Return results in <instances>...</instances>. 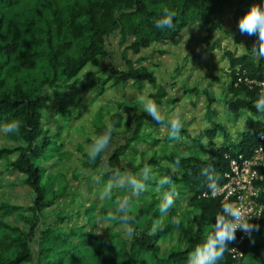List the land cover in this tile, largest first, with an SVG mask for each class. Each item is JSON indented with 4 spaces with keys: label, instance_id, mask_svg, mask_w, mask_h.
Listing matches in <instances>:
<instances>
[{
    "label": "trees",
    "instance_id": "trees-1",
    "mask_svg": "<svg viewBox=\"0 0 264 264\" xmlns=\"http://www.w3.org/2000/svg\"><path fill=\"white\" fill-rule=\"evenodd\" d=\"M20 1L0 0V125L12 119L22 121L24 125L17 134L6 133L7 139L19 147L0 150V162L7 161L10 173L23 176L33 197L32 206L27 210L30 216H23L26 231L5 222L8 217L24 213L21 207L4 204L0 208V264H187L189 254L211 233L223 204L221 199L202 198L203 194L210 192L206 179L200 174L201 168L208 164L214 166L223 185L229 170V157L238 153L249 155L259 145L260 131L264 129L260 117L264 113L257 114L254 103L264 91L261 87L264 84V59L252 53L239 57L234 53L227 54L231 62L233 98L245 95L250 101L245 105L241 99H232L226 104L228 121L236 124L244 116L243 109H247L260 122L258 127L255 121L250 122L245 130L237 132L235 138L225 125L214 122L216 111L212 109L216 102L208 93V125L197 138L184 128L182 141L170 143L167 129L155 121L151 123L134 107L121 104L117 112H109V122L115 121L117 125L114 143L107 150L109 155L105 152L95 163L85 164L100 174L99 188H103L110 177V169L117 167L134 173L147 162L153 166L154 175H164L167 169L163 162L172 161L176 155L164 158L155 155L148 159V150L162 146L164 153L169 147L176 154L184 153L181 169L174 177L181 192L177 203L184 199L196 207V228L188 232L183 246L165 254L160 242L175 230L172 218L178 217V213L173 207L166 217H160L162 192L157 191L154 181L146 193L134 199L132 214L136 218V233L129 239L122 234L103 238L96 234L91 227L106 210L100 211L95 203L80 205V211L73 216H66L64 212L47 215V211L59 205V200L67 197L66 190L61 194L54 190L56 175L48 167L53 159L59 157L57 161H61L64 156L57 145L58 136L52 137L45 122V111L51 100L49 91L60 93L65 86L70 90L84 86L90 77L81 80V72L90 64L98 65L100 58H108L111 39L118 36L121 44L127 45L122 56L125 68L106 72L110 74L106 83L116 80L123 86L131 85L138 93L149 86L156 92L150 98L160 104L175 105L180 99L161 87L149 69L137 68L130 54L139 55L152 45H175L182 39L184 31L196 24L207 29L208 37L204 42L210 44L216 33L222 30L219 18L232 12L241 17L245 9L258 0H43V8H32L34 12L24 16L18 25L16 18L12 22L11 8ZM164 8L177 12L175 27L171 30L162 31L155 27ZM58 11L64 13L62 18ZM50 14L51 18L48 17ZM252 41L255 44L257 37L252 36ZM6 64L12 66L9 72ZM186 93L184 98L200 94L196 89ZM79 107L80 104L75 109L79 111ZM74 111L66 104L60 105L58 114L64 122L55 123L57 135L71 127L78 118ZM103 111L101 108L96 118V137L103 133L107 124ZM161 130L165 135L157 137L155 134H160ZM206 138H209L207 147L201 143ZM144 145L149 148L139 152ZM14 152L18 154L16 161L10 160ZM138 154L141 161L137 166L125 159L128 155L135 159ZM57 165L55 162L54 168ZM124 195L123 190H116L113 200L118 202ZM155 218L163 220V229L152 231ZM258 225L260 230L253 234L261 236L264 234V216ZM236 240L237 237L229 243L219 264H233L229 251ZM244 252L241 264L252 256H256L254 264H264L255 262V258L264 261V248L249 238Z\"/></svg>",
    "mask_w": 264,
    "mask_h": 264
},
{
    "label": "rangeland",
    "instance_id": "rangeland-1",
    "mask_svg": "<svg viewBox=\"0 0 264 264\" xmlns=\"http://www.w3.org/2000/svg\"><path fill=\"white\" fill-rule=\"evenodd\" d=\"M43 0H21L20 3L11 8L13 21L16 18V23L19 25L23 22V17L28 16L34 12L32 8L42 9ZM249 9L246 8L245 11ZM44 12V9H43ZM60 18L64 16L62 11H58ZM48 17H52L50 14ZM240 17L236 12L226 14L219 18L222 24V30L217 32L215 40L210 44L205 43L208 37V32L202 25H193L188 27L183 34L179 43L166 45H152L148 49L142 51L139 55L130 54V59L135 63L136 67H146L158 79L161 87L180 99L178 103L168 104L164 102L163 114L167 119L174 115L177 111L181 113L184 128L187 129L191 136L197 138L200 131L208 125L206 114H208V98L206 94H210L211 98L215 100L213 109L216 111L214 122L225 125L227 131L236 137L238 131L245 130L250 122L255 121L256 127L260 125L259 119L253 116L248 117L244 122V117L247 115V109H243L244 116L240 117L236 124L228 121V112L226 104L232 99H241L245 105L249 104V99L245 95L239 98L234 97L231 92V84L233 77L231 75V62L228 53H234L236 56H243L251 53L244 50L238 44H243L246 48L251 50L254 45L252 36L242 34L239 30L238 23ZM7 26V24H6ZM11 26V24H9ZM127 45L121 44L120 37L115 36L111 39L109 47L110 56L108 58H100L98 65H88L80 74L79 78L84 80L85 76L90 78L83 84L79 85L77 90H70L67 86L56 91H49L51 100L49 102V109L45 111V122L47 127L52 131V137L58 136L56 141L61 153L64 154L61 161L58 158L49 162L48 167L52 173L56 175L53 184L54 190L59 194L64 190L67 192V197L58 201V206L47 211L48 216L56 215L64 212L66 216H73L80 211V205L89 206L95 203L99 206L100 211L106 210L103 217L104 222L92 225L96 234L100 237H106L112 234H122L125 238L131 237L124 234L123 227L117 224L115 220H109L108 217L112 215L117 207V203L113 200V196L109 199H100L99 193L103 188H99L98 182L100 174L85 166L86 163H91L88 159L87 153L96 138V118L101 108L104 109V122L109 123V116L112 112H117L121 104L134 107L142 114L140 110V97L150 98L151 94L156 93L151 87L146 88L138 93L131 85L123 86L116 80L106 83L113 68L123 70L125 63L122 59L124 50ZM3 60V59H2ZM4 63L6 60H3ZM6 70L9 72L11 64H6ZM21 78V77H20ZM104 89L103 92L101 90ZM199 90L200 94H193L190 97H183L186 91ZM61 104H66L71 110H75L78 118L71 123V127L57 135L56 122H64L58 114V109ZM80 104L79 111L75 106ZM242 110V111H243ZM81 112V115L77 113ZM111 112V113H109ZM252 113V112H251ZM144 115L151 123H154L150 117ZM262 130L260 131V134ZM162 134V135H161ZM157 137L165 135V131L161 130L160 134H155ZM209 142V138H206ZM239 139V138H238ZM238 139H235L237 141ZM220 142V139H217ZM19 146L10 142L6 133L0 131V150H16ZM158 146L155 150H148V159L157 155L164 158L168 155L175 156V152L169 147L166 153ZM149 147L142 146L139 152L146 151ZM109 150V149H108ZM110 151H106L105 155H109ZM239 156L242 153H238ZM17 153H13L10 160L16 161ZM130 164L137 166L141 161V156L134 159L130 155L125 158ZM55 162L58 165L55 166ZM164 165V162H163ZM129 171V170H128ZM155 174V173H154ZM158 176V175H157ZM32 191L25 185L23 176L13 175L10 173L7 161L0 162V208L4 204H9L15 207H21L24 213L15 214L8 217L5 222L12 227H17L23 231L27 230V226L23 221V216H30L27 211L32 206ZM174 208L177 210L178 218L182 221L181 225L177 227L173 225V230L161 244V251L163 254L169 253L177 247L183 246L188 237V232L196 228V218L198 213L196 207L189 204L188 200H182L177 203ZM66 211V213H65ZM100 211L99 214H100ZM75 217V216H74ZM81 221H78V223ZM82 223V222H81ZM86 223V222H84ZM83 224V223H82ZM90 228V229H91ZM153 233V232H151ZM254 243L264 248V234L257 236L253 234ZM252 241V240H251ZM254 257L246 258L244 264H254ZM244 261V260H243ZM263 262L262 259L255 258V262Z\"/></svg>",
    "mask_w": 264,
    "mask_h": 264
},
{
    "label": "clouds",
    "instance_id": "clouds-1",
    "mask_svg": "<svg viewBox=\"0 0 264 264\" xmlns=\"http://www.w3.org/2000/svg\"><path fill=\"white\" fill-rule=\"evenodd\" d=\"M177 12L173 9L164 8L162 15L155 21V27L160 30H171L175 27L174 20ZM242 34L256 36L257 41L251 50L242 43L238 44L244 50L250 51L255 57L264 59V0H258L253 3L249 9L240 17L238 23ZM254 107L257 114L264 113V91L255 101ZM140 110L157 124L163 125L167 129L169 142L182 141V130L184 123L179 111L167 119L163 114L164 110L160 103L153 98L140 97ZM248 117L253 118V114L248 112L243 118L244 122ZM264 121V116L260 117ZM24 127L23 122L18 119H12L0 125V131L7 134H17ZM116 122L111 121L106 124L102 134L98 135L90 146L87 156L90 162L95 163L114 143V134ZM201 143L207 147V139H202ZM184 153L181 152L175 156L172 161H165L164 165L167 172L164 175H154L153 166L147 162L136 172L124 171L122 168L110 169V177L104 182L103 189L99 193L100 199H109L113 196L114 190H123L125 195L119 199L117 207L109 220H115L123 227L126 236H133L136 233L134 227L135 216L132 214L134 199L146 193L152 187L153 181L156 184L157 191L162 192L159 203L160 217H166L169 210L181 199L174 177L181 169ZM200 174L207 181V189L215 197L224 191L221 179L217 175L214 166L208 164L200 170ZM245 204L223 203L221 211L216 215L214 228L206 237L202 244L195 247L187 258V264H219L229 248V243L236 239L237 230L242 231L250 240L254 242L253 233L260 230V225L252 223L244 214ZM255 217V216H253ZM103 217H97V224L103 223ZM172 223L179 227L182 221L178 217L172 218ZM164 223L161 218H155L152 223V231L163 229Z\"/></svg>",
    "mask_w": 264,
    "mask_h": 264
},
{
    "label": "built area",
    "instance_id": "built-area-1",
    "mask_svg": "<svg viewBox=\"0 0 264 264\" xmlns=\"http://www.w3.org/2000/svg\"><path fill=\"white\" fill-rule=\"evenodd\" d=\"M264 90V84L261 85ZM264 129L259 137V145L249 155L242 153L229 157V170L224 176V191L213 197L203 194L204 199H221L223 203L245 204V217L258 224L264 216ZM255 216V217H253ZM236 243L229 255L233 264H241L245 258V243L248 237L240 230L236 232Z\"/></svg>",
    "mask_w": 264,
    "mask_h": 264
}]
</instances>
